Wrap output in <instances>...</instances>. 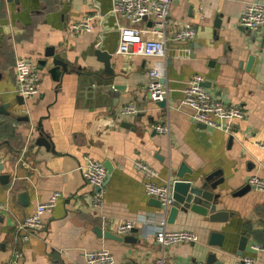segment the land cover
<instances>
[{
    "label": "crops",
    "instance_id": "obj_1",
    "mask_svg": "<svg viewBox=\"0 0 264 264\" xmlns=\"http://www.w3.org/2000/svg\"><path fill=\"white\" fill-rule=\"evenodd\" d=\"M248 1L264 3L174 0L167 36L192 24L196 37L185 43L170 40L165 56L152 58L118 52L111 0H0V201L9 208L0 211V264L15 248L21 252L18 264H88L84 252L101 248L113 254L116 264H155L162 249L154 232L163 220L167 230L189 229L199 238L166 248L171 264H232L241 256V236L247 237L242 255L264 264V251L249 248L253 243L264 247V193L247 184L252 175L264 179V149L258 145L264 144V27L256 31L238 25ZM94 13L102 19L94 20L90 32H70L73 22ZM96 50L108 53L112 74ZM47 51L68 66L57 81L43 65L51 59ZM17 58L33 62L40 77V93L26 100L14 92ZM155 64L164 68L170 89L163 106L146 92L147 71ZM194 75L203 78L213 97L246 112L233 134L203 127L192 120L190 108L179 106L181 90ZM129 103L138 112L121 114ZM160 122L169 124L168 133L154 131ZM43 135L51 147L36 143ZM85 156L112 166L97 205L92 203L96 188L76 169ZM134 160L156 169L163 183L174 179L183 163L200 178L213 175L227 220L210 222L188 212L168 223L145 195ZM22 191L24 202L18 197ZM55 191L60 196L43 215L42 226L31 230L26 242L16 241V223ZM127 220L134 222V230L117 234L115 225ZM97 227L134 241L98 236ZM213 232L223 238L209 244Z\"/></svg>",
    "mask_w": 264,
    "mask_h": 264
},
{
    "label": "built area",
    "instance_id": "obj_2",
    "mask_svg": "<svg viewBox=\"0 0 264 264\" xmlns=\"http://www.w3.org/2000/svg\"><path fill=\"white\" fill-rule=\"evenodd\" d=\"M174 0H111L109 14L116 17L115 29L118 31L117 50L126 56L164 57L167 42H188L196 37L197 28L188 24L176 30L170 38L166 28L171 5ZM102 19L98 13L85 15L80 20L70 25V32H90L95 19ZM124 20L125 23H121ZM150 22L148 27L142 24ZM238 25L245 30H254L264 27V3L258 1L245 2L238 17ZM14 92L24 100L40 93V77L36 65L24 58H17L14 66ZM146 92L150 101L159 103L167 100L169 87L165 82V70L155 64L147 71ZM203 78L194 75L188 79L181 90L179 106L191 109L192 120L203 124L209 129L220 130L227 134H233L236 124L244 119L246 112L239 105L228 104L213 97L202 85ZM138 108L129 103L121 108V114L134 115ZM158 133H168L169 124L160 122L153 126ZM28 135L30 133L28 132ZM264 149V144H258ZM133 167L143 178V189L146 196L160 201L163 208L173 203L172 186L170 181H159V172L142 160H134ZM84 179L97 190L92 195L93 205L102 201L104 190L103 183L107 176L103 163L85 156L77 168ZM247 184L258 192L264 193V179L256 175L248 177ZM60 193L55 191L43 201L38 202L34 211L26 215L16 223L15 237L18 242H26L29 232L42 226V217L50 213L56 205ZM6 203L0 201V211H7ZM160 227L154 232V240L161 247V254L156 257L155 264H171L169 254L164 250L172 245L180 243H196L198 235L189 229L167 230L165 221H161ZM134 227L132 220L120 222L115 225V231L119 235L128 234ZM251 251H264V247L253 243ZM21 252L16 248L11 258L5 264H18ZM84 258L88 264H116V258L105 248L87 250ZM190 264H213L204 261H193ZM232 264H258V259L252 255H241Z\"/></svg>",
    "mask_w": 264,
    "mask_h": 264
},
{
    "label": "water",
    "instance_id": "obj_3",
    "mask_svg": "<svg viewBox=\"0 0 264 264\" xmlns=\"http://www.w3.org/2000/svg\"><path fill=\"white\" fill-rule=\"evenodd\" d=\"M219 20L220 19H218L216 22L217 26L220 25ZM258 29L260 30V28H257L256 31H259ZM95 55L104 63L106 72L112 74L108 61V53L101 50H96ZM46 56L51 59L48 62L43 61V65L49 66L48 72L51 74V77L57 81L64 73H67L68 66L66 62H64L51 51H47ZM159 104L163 106L165 105V101L159 102ZM203 127L205 126L203 125ZM36 143L38 145L45 146L46 148L52 146L50 139L46 135L37 138ZM103 165L106 168L107 174H110L112 171L110 162L106 161L105 163H103ZM186 173L188 174V178H184ZM173 174L174 179L170 181L172 186L173 203L169 207L163 208L159 200L150 198L152 199L151 201L153 205L160 207L163 210L164 214L167 217L168 223H172L176 219L178 214L182 215L188 212L207 216L210 222H224L227 220L229 213L220 207L222 206L220 205L222 203L220 202L221 195L216 191L219 182L212 180L213 175H207L200 178V176L194 175L184 163L181 164L177 171ZM6 177L8 178V175H2L1 179H6ZM107 178L108 176H106L105 181L107 180ZM105 181L103 185L105 184ZM18 197L20 198L21 202H24L26 198L25 192H19ZM96 233L98 236H103L104 238L108 237L120 241L122 240L124 242L134 241V238L130 235L118 237L110 233L109 231L103 232L99 227L96 228ZM211 236L212 239L209 240V244L215 243L213 241L215 238L219 239L221 236L223 238V234L216 232H213ZM222 241V239L221 242L220 240H218V243L220 242L221 244ZM246 243L247 237L241 236L238 245L239 255H242Z\"/></svg>",
    "mask_w": 264,
    "mask_h": 264
}]
</instances>
